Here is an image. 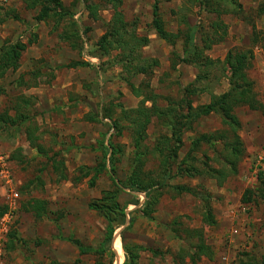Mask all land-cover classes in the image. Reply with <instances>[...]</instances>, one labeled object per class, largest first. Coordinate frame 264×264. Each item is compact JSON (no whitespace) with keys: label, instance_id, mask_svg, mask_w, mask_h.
<instances>
[{"label":"rangeland","instance_id":"374dc122","mask_svg":"<svg viewBox=\"0 0 264 264\" xmlns=\"http://www.w3.org/2000/svg\"><path fill=\"white\" fill-rule=\"evenodd\" d=\"M63 1L70 7L69 16L60 22L56 19L39 22L36 20L39 10L30 9L28 0H0V17H5L0 23V46L5 41H36L23 53L20 68L8 72L3 79L6 94L0 97V114L10 108V116L16 119L17 111L13 106L19 97L28 98L33 104V125L38 128L40 143L49 151V156L58 153L67 174V179L58 180L49 158L31 146L26 135L29 124L15 127L11 120L6 125L0 122V156L5 159L4 166L0 167V203L8 206V212L0 218V264H50L56 257L62 261L70 260L66 262L68 264L77 259H80L79 264H93V254H81L76 241L96 247L103 240L106 222L89 208V203L113 186L112 174L105 171L91 187L94 173L83 177L79 169L97 166L103 159L102 144L111 140L124 151L116 178H126L133 151L131 133L125 129L121 136H116L111 124L121 117L123 109L136 108L150 91L156 94V103L160 107H168L176 116H184L187 114V103L181 100L184 88L193 83L198 74L207 77L203 76L196 83L198 94L189 96L197 109L210 103L213 95L219 96L229 90V72L225 65L228 53L252 49L254 58L247 76L254 84L257 99L264 105V14L260 13L264 0H207L204 7L197 0H123L121 9L126 19L137 21V32L149 39L148 45L141 48V55L150 61V65L152 59L159 61L158 66L151 67L150 75L135 74L127 66L125 68L123 60L127 52L103 53L99 49L98 41L108 30L114 13L112 8L101 10L97 20L90 16L83 0ZM155 3L166 30L179 35L174 43L162 39L152 26ZM213 8L228 12L217 15L211 11ZM184 18L193 26L196 42L201 45L209 42V37H218L222 29L227 30L226 38L207 50L211 58L220 60L210 71L201 72L184 63L176 68L173 65L172 52L183 54L189 46ZM216 21L226 26L215 31L213 24ZM253 25L260 31L256 37ZM65 32L79 45V50H73L70 42L61 38L65 37ZM76 62L85 65L69 67ZM37 75L41 83L28 86L34 83ZM20 77L24 78V85L18 84ZM128 80L139 88V96L132 91ZM20 106L19 109L23 108ZM106 112H111L112 118H105ZM235 114L241 122L239 134L246 150L238 173L220 184L208 176L169 180L171 185H189L203 193L208 192L210 200L204 202L191 194L175 195L166 189L152 221L133 212L139 207L134 204L135 196L143 203L145 194L125 190L120 195V202L126 206L128 216L114 234L112 245L117 251L114 264L124 263V244L143 245L165 253L140 252L142 264H173L172 254L168 251L175 253L184 246L171 230L175 221L181 230L202 229L204 239L213 245L214 258L202 259L199 264H241L240 260L246 254L258 258L264 255V198L256 194L249 203L241 201L247 189L258 193L257 175L259 171L264 172V107L251 110L248 106H238ZM87 115H93L95 120H88ZM168 119L165 113L162 118L155 117L148 126L147 144L150 147L156 144L159 136L171 135ZM223 129L218 114L201 117L192 130L183 134L184 145L177 164L186 158L197 137L217 130L223 132ZM226 142V139H220L214 148L203 144L193 154L200 161L203 159L220 167L221 162L208 160L204 155L206 152L214 157L215 150L223 152ZM18 150L23 156L13 157ZM147 168L159 170L155 157L150 158ZM174 170L176 173L177 169ZM37 175L44 179L45 188L31 194L47 199L51 211L49 217L41 221L21 211L22 203L29 197L23 186ZM14 192L18 193L17 197ZM208 204L215 215L214 225L204 222Z\"/></svg>","mask_w":264,"mask_h":264},{"label":"trees","instance_id":"16d2710c","mask_svg":"<svg viewBox=\"0 0 264 264\" xmlns=\"http://www.w3.org/2000/svg\"><path fill=\"white\" fill-rule=\"evenodd\" d=\"M89 14L94 19H99L100 11L107 8H112L114 13L110 23L108 24V30L102 35L98 41V47L103 53H110L115 50H120L123 53L127 52V56L123 62L125 68L138 74L150 75L152 74L151 67L158 66V59H150V61L141 55V48L148 45L149 39L142 37L137 32V21L129 22L124 12L122 11L123 0H83ZM197 2L204 7L207 0H197ZM28 7L30 9H38L39 13L36 17L37 21H46L49 19H56L57 22L70 15L66 6L61 0H28ZM1 9V8H0ZM242 9V7H240ZM216 12L217 15L227 13L225 9H211ZM260 13L264 14V6L261 7ZM8 16V15H6ZM4 15L0 17V23L4 20ZM183 23L188 27L185 35L189 41L188 48L179 54L175 50L172 52L175 61L173 65L175 68L179 64H188L196 67L199 71H209L214 68V64L220 62L219 59L215 60L207 54V50L219 44L226 38L227 30L222 29L219 36L211 39L203 45L196 42V35L193 26L189 21L184 18ZM215 31L224 28L226 25L219 21L214 22ZM152 26L156 30L157 34L169 43H174L177 34L169 33L166 30L165 23L162 19L160 9L157 3L153 9V21ZM253 34L259 35L260 31L257 30L256 25H253ZM65 41H69L73 49H77L79 45L73 42V38L69 36V33L65 32V37H61ZM36 41H29L24 43L22 41H5L0 46V97L6 94V88L3 84V79L8 72L17 71L21 65V58L23 53L27 49L29 44ZM254 55L252 49L230 51L226 57L225 65L229 72L227 78L229 81V90L221 95H213L210 103L203 105L201 108L194 107L189 96L198 94L196 91V83L199 80L207 77L206 75H199L196 80L184 88V94L181 100L187 103V114L181 117L176 116L174 111L168 107H160L156 103V94L150 91L149 94L141 100L139 105L134 109H123L121 117L118 120L113 121L111 127L116 130L115 135L121 136L125 129H129L131 133V144L133 146L132 156L129 161V171L125 179H117V171L119 163L121 162V155L124 151L121 146L113 143V141L105 142L102 144L103 159L97 164V166L81 167L79 170L83 177H87L94 173L90 186L94 187L97 179L105 172L108 171L112 174L111 178L113 186L109 189L103 190L101 195L97 198H93L89 203V208L96 211L106 222V228L104 238L98 246H86L81 241H76L79 245L81 254L90 253L95 257L94 264H114L115 251L112 243L115 231L117 228L123 226L126 222V206H123L120 202L121 193L125 190L132 192L144 193L145 201L140 203L138 196H135L136 200L134 204L139 206L133 210L134 213L139 212L143 217L152 221L155 219L154 214L157 211V207L160 204V200L164 195L166 189L171 190L175 195L191 194L194 197L208 202L211 195L199 191L196 187L189 185H171L169 180L177 177H191L196 178L198 176H208L214 178L217 182H224L228 177L236 175L238 173V166L242 158L245 156V146L240 137L239 131L241 129V122L239 117L235 114V109L238 106H248L251 110L263 109L264 105L257 99V94L254 89L253 82L247 76V70L252 67ZM124 59V58H123ZM137 61V62H136ZM136 62V63H135ZM147 63V64H146ZM85 65L84 62L71 63L69 67H78ZM36 74V73H35ZM137 74V75H138ZM34 83L28 86H37L41 83L38 81L39 75L35 76ZM23 77L18 79V84L24 85ZM132 91L139 96L140 90L134 84L130 83ZM148 86V85H147ZM20 99V100H19ZM19 101V102H18ZM17 103L13 106V109L17 111L16 119L10 116L9 109L0 114V122L6 123L8 120L19 127L21 124H29L26 129L27 140L33 148H35L39 154L49 158L52 162L54 172L58 176V180L67 179L65 163L62 159H58V153H54L49 156V151L39 141V135L37 134L38 128L33 125V114L31 109L33 104L28 98L19 97ZM147 102H151L147 105ZM22 105L23 108L19 109ZM167 114L168 123L170 125V136L161 135L157 138L154 146L147 144V128L152 123L155 117L162 118ZM211 113H216L220 116L224 125V131L216 132L209 135H201L197 137L185 159H182L179 164V152L184 145L183 134L192 130L194 124L204 116ZM111 112L105 113V118H112ZM175 116V118L173 117ZM88 120L94 121L93 115L86 116ZM8 124V123H7ZM11 126H7L9 128ZM14 127V126H13ZM113 136V135H112ZM220 139H226L224 144V151H214V157L209 156L205 152L204 158L208 160H216L222 163V166L215 167L207 161L198 158L193 154L195 151L200 150L203 144H208L210 148H214ZM19 152V153H17ZM15 151L13 157L23 156L20 150ZM225 153V154H224ZM155 157L159 162V170L153 171L147 168L150 158ZM223 157V160H222ZM199 161L201 164H199ZM177 164V165H176ZM229 165V166H228ZM110 166V170H108ZM174 168L177 169L176 173H173ZM85 170H87L85 172ZM259 182L258 193L253 189H247L243 193L241 201L243 203L251 202L256 194L264 198V172L259 171L257 175ZM80 180V179H79ZM45 181L41 175H37L34 179L29 180L26 185L23 186L24 192L29 194V197L22 203L21 211L31 214L35 220L41 221L50 214V202L45 198H37L32 196L35 190H44ZM208 213L204 217V222L209 225L216 224L215 215L212 212L209 204L207 205ZM8 212V206L0 203V218ZM171 230L174 236L179 239L184 246H182L177 252L168 253L172 254L173 264H199V262L206 258L212 260L215 255L213 245L209 244L203 235V230L199 228H183L180 229L178 221L173 223ZM176 224V226H175ZM14 236V233L11 234ZM72 240V239H67ZM124 250L126 252V259L123 264H140V252L150 250L154 255H164L162 251H155L149 249L143 245H126L124 244ZM246 257V258H245ZM243 257L241 264H264V255L261 258L248 255ZM80 259H77L73 264H79ZM50 264H68L57 260L51 261Z\"/></svg>","mask_w":264,"mask_h":264},{"label":"crops","instance_id":"0c3cea01","mask_svg":"<svg viewBox=\"0 0 264 264\" xmlns=\"http://www.w3.org/2000/svg\"><path fill=\"white\" fill-rule=\"evenodd\" d=\"M62 2H63V4L66 6V8H67V11H69L70 12V7H68L67 5H66V3L63 1V0H61ZM79 14V13H78ZM77 14V15H78ZM78 17V16H77ZM53 19V18H52ZM50 20V19H49ZM49 20H46L45 22H47V21H49ZM108 21V20H107ZM72 48V47H71ZM85 48H86V50H87V47L85 46ZM73 49V48H72ZM73 50H79V47L77 48V49H73ZM86 57H89V56H86ZM89 58H91L92 60H95V58H93V57H89ZM115 251V255L117 254V251L116 250H114ZM76 254L77 253H75V256H76ZM203 259H206V258H203ZM53 260H57V261H60V262H63V263H66L67 261L68 262H70V260H64V261H62L61 259H59L58 257H56V258H53ZM208 260V259H207ZM125 261V260H124ZM95 262V261H94ZM94 262H93V264H94ZM117 263H118V257H117ZM140 264H142L141 263V261H140Z\"/></svg>","mask_w":264,"mask_h":264},{"label":"built area","instance_id":"2783aa9c","mask_svg":"<svg viewBox=\"0 0 264 264\" xmlns=\"http://www.w3.org/2000/svg\"><path fill=\"white\" fill-rule=\"evenodd\" d=\"M4 161H5L4 157L0 156V167L1 168L4 166L3 165ZM13 194L15 195V197L18 196V193L17 192H14Z\"/></svg>","mask_w":264,"mask_h":264}]
</instances>
